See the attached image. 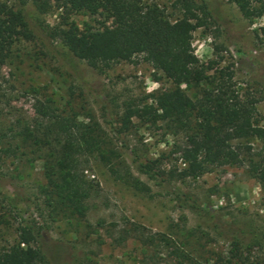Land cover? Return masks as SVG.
I'll use <instances>...</instances> for the list:
<instances>
[{
	"label": "rangeland",
	"instance_id": "1",
	"mask_svg": "<svg viewBox=\"0 0 264 264\" xmlns=\"http://www.w3.org/2000/svg\"><path fill=\"white\" fill-rule=\"evenodd\" d=\"M145 1L163 8L170 20L180 16L173 7L176 0ZM189 1L206 6V13L198 14L202 25L192 33L191 47L213 83L210 86L214 92L221 90L239 100L253 101L254 120L264 127V14L249 22L232 0ZM48 2L51 8L46 13L28 5L29 21L43 31L33 41L16 42L14 58L0 66V119L27 121L31 117V86L39 87V92L59 109L71 102L78 118L87 114L94 118L130 174L147 188L145 193L132 189L90 158L84 175L96 193L88 200L85 218L78 220L65 213L48 217L36 194L42 184L40 163L22 165L3 158L0 188L15 198L26 218L43 228L49 264H204L217 258H240L245 264L261 262L264 207L260 188L246 166H217L196 178H178V171L175 175L168 172L183 169V165L170 152L172 138L163 135L161 129L132 119L128 130L114 134L112 130L119 127L126 106H136L147 94L168 89L170 83L160 73H155V80L153 70L142 62L96 69L84 63L70 67L53 51L57 43L42 36L44 30L58 26L65 17L52 1ZM67 21L79 29L110 25L101 13H72ZM181 87L193 97L192 88ZM250 146L251 154L264 151L256 140ZM134 160H155L165 174L147 177L137 171ZM5 208L0 202V250L16 242L20 220ZM132 225L142 228L143 236H152L154 244L144 250L130 229ZM160 238L167 239L169 246L159 244L156 240ZM179 252L185 255L182 261L177 257Z\"/></svg>",
	"mask_w": 264,
	"mask_h": 264
},
{
	"label": "trees",
	"instance_id": "2",
	"mask_svg": "<svg viewBox=\"0 0 264 264\" xmlns=\"http://www.w3.org/2000/svg\"><path fill=\"white\" fill-rule=\"evenodd\" d=\"M55 8L64 14L63 22L44 30V38L57 43L52 49L67 65L84 63L91 68H108L113 64L142 62L160 73L170 87L147 94L139 104L128 105L119 117L116 135L129 129L132 119L148 127L161 129L172 138L171 154L177 155L183 169L172 168L168 174L178 178H196L217 166H246L258 184L264 207V151L251 154L250 143L258 141L264 147V127L254 120L253 101L239 100L235 95L210 86L204 69L193 54L192 33L202 25L198 14L206 13L204 2L194 5L189 0H176L180 16L170 20L163 8L145 0H9L0 1V66L14 58L13 45L19 40L33 41L41 35V28L29 21L27 8L33 6L41 13ZM241 16L251 21L264 14V0H232ZM72 13L92 16L101 13L109 26L100 28L84 25L79 29L67 21ZM51 42V43H52ZM71 67V66H70ZM154 80V81H155ZM207 85L206 88L202 86ZM181 86L192 88L193 97ZM32 115L0 119V161L10 158L22 165L38 161L42 184L37 188L45 214L59 213L74 219H84L88 200L96 193L84 171L92 158L101 164L113 179L145 193L147 188L133 177L120 159L112 142L103 134L99 124L87 114H78L66 103L59 109L53 101L31 86ZM111 126V124L108 122ZM111 128V127H110ZM136 169L147 177H161L153 161H136ZM0 202L7 212L19 215L16 242L0 250V264H49L43 248V228L25 217L14 197L0 188ZM22 216V218H21ZM131 231L145 250L154 244L152 236H143L142 228L132 225ZM168 247L167 239L156 240ZM185 255L177 254L180 261ZM179 263V262H178ZM204 264H245L215 259ZM257 264H264V259Z\"/></svg>",
	"mask_w": 264,
	"mask_h": 264
}]
</instances>
